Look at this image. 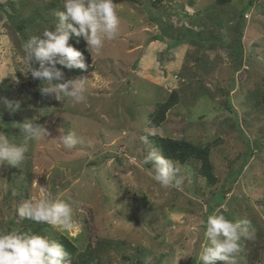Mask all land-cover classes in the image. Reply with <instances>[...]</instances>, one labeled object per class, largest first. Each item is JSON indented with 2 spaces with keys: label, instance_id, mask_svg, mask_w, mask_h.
I'll return each mask as SVG.
<instances>
[{
  "label": "rangeland",
  "instance_id": "1",
  "mask_svg": "<svg viewBox=\"0 0 264 264\" xmlns=\"http://www.w3.org/2000/svg\"><path fill=\"white\" fill-rule=\"evenodd\" d=\"M151 1L113 0L117 38L101 55L89 53L92 71L62 69L64 80L87 81V103L71 106L23 73L25 42L54 30L64 0H0V132L28 146L19 167L0 166V232L9 223L26 232L16 209L47 192L72 208L71 230L49 225L53 237L92 252L90 263L201 264L204 222L223 214L255 229L253 240L241 241L238 264H264V0ZM172 90L177 103L148 127ZM3 98L20 109L10 114ZM33 117L48 138L24 140L18 125ZM146 128L209 145L214 184L191 161L178 165L180 190L162 188L142 163L152 148L142 139ZM68 132L80 139L72 150L55 139Z\"/></svg>",
  "mask_w": 264,
  "mask_h": 264
},
{
  "label": "clouds",
  "instance_id": "2",
  "mask_svg": "<svg viewBox=\"0 0 264 264\" xmlns=\"http://www.w3.org/2000/svg\"><path fill=\"white\" fill-rule=\"evenodd\" d=\"M57 24L54 30L45 29L41 35H34L24 44V75L41 82L43 95L57 101L67 100L71 106L87 103V81L85 78L64 80L66 69L87 70L83 53L74 48L70 39L83 38L87 51L99 56L106 41L117 38L119 17L113 0H64L63 10L55 12ZM61 66V67H58ZM64 80L63 83L56 81ZM3 104L10 114L20 109L18 101L3 98ZM38 119L26 120L18 127L24 133V140L41 141L48 138V129L34 123ZM148 135H154L146 128ZM66 150H72L80 143L73 132L55 138ZM147 143V137H142ZM27 143H13L9 136L0 132V166L19 167L25 160ZM144 165H151L154 180L164 189L175 187L180 190L184 177L177 162L165 158L155 148H150L142 158ZM17 214L36 223H46L58 230L69 231L72 224V208L62 199H53L47 192L33 197L17 209ZM206 245L199 253L201 264H238L241 258L242 240H253L255 229L247 218L229 220L223 214L208 216L204 222ZM69 254L56 240L30 232H0V264H67Z\"/></svg>",
  "mask_w": 264,
  "mask_h": 264
},
{
  "label": "trees",
  "instance_id": "3",
  "mask_svg": "<svg viewBox=\"0 0 264 264\" xmlns=\"http://www.w3.org/2000/svg\"><path fill=\"white\" fill-rule=\"evenodd\" d=\"M129 2H136L139 0H127ZM159 0H152L151 3L157 4ZM49 10H53L55 5L54 3H49L47 5ZM7 12V11H6ZM10 16V15H9ZM155 19H152L154 21ZM22 22V21H21ZM23 23V22H22ZM238 33L239 31L235 29ZM159 38V37H158ZM237 38L238 44H236L237 54L240 53L241 44L239 39ZM160 39V38H159ZM69 43L81 51L85 57V62L88 65L87 70L78 69L80 73H88L93 70L92 65L90 64V54L87 51L86 44L81 38H77L73 36ZM39 81V80H37ZM178 100V94L175 90H172L164 101L159 102L155 105L152 112L148 115V127L155 128L158 127L166 117V112L173 107ZM259 104L262 105L264 111V88L261 91ZM228 105V104H227ZM228 108L231 109V106L228 105ZM9 119H5V123H7ZM144 136L147 137V142L152 145V148L158 150L165 158L171 159L177 162L178 165H188L189 162L195 161L198 162L197 171L198 174L204 177L209 184H214L216 181L215 176L212 173V163L210 161V148L209 145H197L188 141L186 139H174L168 136L161 135H148L147 133H143ZM25 222L24 228L26 232L35 233L38 235L45 236L49 239L56 240L60 244L63 245L66 252L69 254V264H104L100 260H96L93 263H90L93 260V254L90 251H78L77 246L69 240L64 235H58L53 237L49 225L46 223H36L31 220H27L23 218ZM13 228L12 223L7 225L8 232H11Z\"/></svg>",
  "mask_w": 264,
  "mask_h": 264
}]
</instances>
